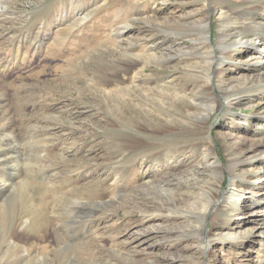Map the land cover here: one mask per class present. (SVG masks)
<instances>
[{
  "label": "rangeland",
  "instance_id": "rangeland-1",
  "mask_svg": "<svg viewBox=\"0 0 264 264\" xmlns=\"http://www.w3.org/2000/svg\"><path fill=\"white\" fill-rule=\"evenodd\" d=\"M1 124L0 264H264V0H0Z\"/></svg>",
  "mask_w": 264,
  "mask_h": 264
},
{
  "label": "bare ground",
  "instance_id": "bare-ground-1",
  "mask_svg": "<svg viewBox=\"0 0 264 264\" xmlns=\"http://www.w3.org/2000/svg\"><path fill=\"white\" fill-rule=\"evenodd\" d=\"M213 1V0H212ZM237 1V0H236ZM210 2V1H209ZM211 3V2H210ZM209 14V13H208ZM228 14V13H227ZM229 15V14H228ZM225 16V15H224ZM226 17V16H225ZM224 17V18H225ZM226 19V18H225ZM207 27H209L208 26V24L206 25V26H204V28H206V30H207ZM207 38H209V37H207ZM238 42V41H237ZM223 45V44H222ZM186 59V58H185ZM136 60V59H135ZM175 64V63H174ZM102 75V74H101ZM206 78L207 79H211V75L210 74H207V76H206ZM205 83V82H204ZM246 88V87H245ZM228 89V88H227ZM124 90V89H123ZM118 91H120V90H118ZM127 91H129V90H127ZM127 91H125V92H127ZM124 92V93H125ZM120 93V92H119ZM119 93H117V94H119ZM123 93V92H122ZM121 93V94H122ZM123 93V94H124ZM128 93V92H127ZM186 95H188V94H181V97L182 98H184ZM120 96V95H119ZM126 96V95H125ZM143 96V95H142ZM147 96V95H146ZM145 96V97H146ZM189 96V95H188ZM191 96V95H190ZM121 97V96H120ZM127 97V96H126ZM177 97V96H176ZM179 97H180V95H179ZM192 97V96H191ZM196 97V96H195ZM117 98V97H116ZM131 98V97H130ZM166 98V97H165ZM164 99V98H163ZM118 100H119V98H118ZM121 100V99H120ZM165 100V99H164ZM181 100V99H180ZM127 101V100H126ZM183 101V100H182ZM192 101V100H191ZM194 102V101H193ZM184 103V102H183ZM190 104V103H189ZM169 105V104H168ZM172 104H170V106H171ZM173 106H175V104L173 105ZM177 106V105H176ZM168 108V107H167ZM176 112V111H175ZM129 114V113H128ZM169 116V115H168ZM144 117V116H143ZM184 117V116H183ZM201 117V116H200ZM170 121H171V119H170ZM180 121V120H179ZM138 122V121H137ZM166 122H168V120L166 121ZM183 122V121H182ZM196 123V122H195ZM8 124H4V125H0V136L3 138L4 136H6L7 138V141H11L13 138H15L14 139V142H15V144L14 145H9L8 147L6 146L4 149H3V151H2V157H4V159L6 160V162H5V165H6V167L7 166H9L10 165V163H12V165H11V167H13V171H14V168L15 167H18L19 166V158H16V157H13L12 156V152H16V153H20L21 154V149H20V147H21V143H20V141H19V139H17V134L15 133V132H13V131H10L9 130V128H8ZM162 126H164V125H162ZM166 126V125H165ZM168 126V125H167ZM188 126V125H187ZM157 127V126H156ZM149 128V127H148ZM155 128V127H154ZM158 128V127H157ZM178 128V127H177ZM12 129V128H11ZM159 129V128H158ZM179 129V128H178ZM163 130V129H162ZM165 130V129H164ZM169 130V129H168ZM156 131H157V129H156ZM166 131V130H165ZM181 131H183V130H181ZM161 132V131H160ZM171 132V131H170ZM187 132V131H186ZM168 133V132H167ZM172 133V132H171ZM138 134V133H137ZM188 134V133H187ZM166 135V134H165ZM180 135V134H179ZM127 136H129V135H127ZM126 136V137H127ZM161 136V135H160ZM168 136V135H167ZM132 137V136H131ZM137 137V136H136ZM180 137V136H179ZM185 137V136H184ZM170 138V137H169ZM173 138V137H172ZM190 138V137H189ZM188 137L186 138V139H189ZM138 139V138H137ZM166 139H168V138H166ZM176 139V138H175ZM184 139V138H183ZM163 140H165V139H163ZM177 141H178V139H176ZM180 143V142H179ZM184 143V142H183ZM120 148L121 149H128L129 151H134V149L135 148H137V147H135V144H133L132 142H127V141H122L121 140V143H120ZM144 145V144H143ZM173 145V144H172ZM177 145V144H176ZM137 146V145H136ZM155 147V146H154ZM154 149V148H153ZM126 151V150H125ZM129 151H128V153H129ZM159 151V150H158ZM0 155V156H1ZM137 155V154H136ZM192 181V180H191ZM168 182V181H167ZM180 182V181H179ZM187 182V181H186ZM176 183V182H175ZM192 183V182H191ZM167 184V187H163L162 188V190H165V191H168L169 190V188L168 187H170L171 185H172V183H166ZM179 184V183H178ZM186 184V183H185ZM187 185V184H186ZM178 186V185H177ZM0 190L2 191L1 193L2 194H4V192L5 191H7V189H9V187H10V184L9 185H7V183H3V184H0ZM179 187V186H178ZM229 194H228V198L227 199H231L233 196H235V195H238V191H237V189H235L234 187L233 188H231V190H230V192H228ZM172 194V193H171ZM174 196V195H173ZM175 198V197H174ZM169 202V201H168ZM257 202V201H256ZM176 204V203H175ZM174 204V205H175ZM165 206V205H164ZM202 209V208H201ZM208 210H209V206L208 205H205L204 206V208H203V210H202V212H201V215L203 216V217H205L206 216V214H207V212H208ZM164 212V211H163ZM193 214H195V213H193ZM158 222V221H157ZM153 226V225H152ZM151 228V227H150ZM150 231L148 230H146V232H140L139 234V237L140 236H142V235H147L146 237L148 238V237H151L150 236ZM142 234V235H141ZM199 236V235H198ZM141 238V237H140ZM194 238V237H193ZM199 239H200V237H199Z\"/></svg>",
  "mask_w": 264,
  "mask_h": 264
}]
</instances>
